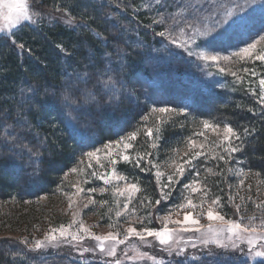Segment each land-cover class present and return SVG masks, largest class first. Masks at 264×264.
<instances>
[{"label": "trees", "instance_id": "16d2710c", "mask_svg": "<svg viewBox=\"0 0 264 264\" xmlns=\"http://www.w3.org/2000/svg\"><path fill=\"white\" fill-rule=\"evenodd\" d=\"M41 2L51 8L60 6L82 26L70 29L41 23L0 38V233L9 227L10 220L19 223L7 232L12 235L5 234L10 238L0 236V264H51L59 260L40 253L30 257L25 254L30 247L27 244L43 240L51 226L65 221L66 197L76 185V173L84 168L79 160L109 143L130 138L132 133L136 134L135 147L141 145L144 149L140 160L159 157L163 163L185 149L199 119L229 125L241 140L236 143L241 149L239 156L234 158L239 157L249 172L250 196L260 199L264 191V111L242 88L230 93L228 88L202 78L201 70L197 72L183 52L166 36L158 35L164 32L158 22L161 18L198 26V16L182 8L183 2L190 7L186 0L169 1L170 10L161 12L159 5L148 9L144 0ZM106 2L107 9L103 5ZM171 13L178 16L171 17ZM85 73L89 76L81 79ZM137 74L143 83L135 81ZM165 74H173L180 92L187 95L182 102L174 104L166 99L159 104L150 99L152 89L161 94L172 86ZM109 81L114 82V89L112 83L105 87L104 82ZM135 83L141 88L139 95ZM113 91L115 98L110 101ZM140 99L144 104L139 103ZM202 102L212 108H207L208 112L193 109ZM98 104L102 107L98 108ZM160 106L176 111H153ZM90 110H94V135L85 143L74 134L68 121L78 119L82 127ZM119 113V127L108 130L100 125ZM158 144L159 149H155L153 146ZM138 163L132 157L128 163H120L117 170L134 179L140 191L137 200L151 201L156 207L162 198L155 171L146 169L148 174L144 175L145 162L140 166ZM220 165L211 161L207 168L211 174L203 177L214 197L226 198L228 191L239 187V178ZM242 185V192L246 191ZM249 213H259L254 203ZM20 242H25L24 246ZM8 249L15 251L9 261L4 255ZM233 259V264H264L248 263L242 256Z\"/></svg>", "mask_w": 264, "mask_h": 264}, {"label": "rangeland", "instance_id": "374dc122", "mask_svg": "<svg viewBox=\"0 0 264 264\" xmlns=\"http://www.w3.org/2000/svg\"><path fill=\"white\" fill-rule=\"evenodd\" d=\"M85 1L89 2V0ZM169 1L179 2L182 0H159V2L157 0H144V6L152 9L154 6L159 5L161 12L162 10H170ZM186 1L190 7L183 2L182 8L185 11L191 10L193 14L198 16L196 22L198 26L180 25L175 21H169L168 18H163L164 23L159 24H161L166 38L188 57L185 59L190 60L197 72L201 70L200 75L202 78H206L213 84L223 86V88H228L230 93H234L235 88H242L243 91L249 92L254 97L258 104L257 108L263 112L264 102L260 100L261 88L259 81L264 79V61L257 60L256 56L260 54L261 50H264V40L259 39L260 36H264V0H256L251 6L246 3V0ZM25 2L29 6L32 21L23 22L12 30L13 33L23 27L30 28L41 23L62 25L70 29L82 26L81 21L75 19L68 11L60 9V6L51 8L46 4L44 5L41 0H25ZM101 2L103 1L99 3ZM107 2L109 3V1ZM107 2L106 4L103 3L106 9L108 7ZM237 4L245 5V11L236 10ZM227 10H234L233 17L226 16ZM170 16L178 15L171 13ZM241 16L244 17L243 22L232 23L233 19L238 20ZM223 20H226L227 23H221ZM10 35L12 34L0 32V38L9 37ZM253 41H259V43H257V47L251 56L233 55V53L240 52L242 48ZM181 44L182 47L179 46ZM189 52L192 55H189ZM201 52L219 57H229V59L204 60L199 56ZM135 76V81L143 83L139 74ZM165 77L172 86L161 94L152 89L153 96L151 95L150 99L159 104L166 99L174 104L182 102V99L187 95L180 92V85L178 82L176 83L175 76L165 74ZM197 84H203V82H197ZM134 85L139 95L141 88H138L136 83ZM164 88L165 84L160 87L161 90ZM139 101V103L144 104L143 100L140 99ZM202 103L203 105L198 103L193 109L208 112L207 108H212L207 107L204 102ZM160 108L167 107L160 106ZM169 112L173 113L175 111ZM178 113L180 116L184 115L183 112ZM85 115L87 116L88 113ZM121 117L119 113L110 119L104 120L100 125L108 130H114L119 127L117 123H120ZM205 121L209 125L218 127L215 130L205 128ZM225 125L227 124L223 122L218 123L199 119L192 132L191 140L189 138L186 140L185 149L176 154V157L170 162L160 163L159 157L140 160V154L142 155L144 149L141 145L135 147L136 140L129 137L118 140L119 143H117L118 141L109 143L107 148L104 146L96 149L93 151L96 152L93 157L85 155L83 159L79 160L80 164L84 166L83 171L76 173L74 179L76 185H72V191L66 197L65 221L56 225V227L51 226L49 228L44 239L38 240L42 242L41 247H36L35 240H29L32 245L31 243L27 244L30 247L25 249V254L30 257H37V253H40L43 256H52L59 259L51 264H116L117 261H119V264H233V256H242L243 261L248 263L250 261L252 263L264 262V257L244 255V252H247L249 248L247 240L249 238L255 239L257 234L241 233L238 237H233L239 246L238 249H233L230 246L220 248L216 243H209L207 246L201 243L202 239H217L216 233L208 231L209 226L213 229L226 227L224 221L208 220L206 213L209 207H212L214 212L223 215L226 221H236L241 224L245 222V225H249V218L254 216L256 219L251 221V225L256 226L258 229L261 226V221L264 220V191L257 201L250 196L252 191L251 188L248 189L247 180L249 172L244 168V163L239 157L234 158L235 155L239 156V153L225 152V148L229 146V143L236 145L241 140H237L235 137H232L230 142L225 140L223 131ZM152 138L153 135L149 136L151 143ZM157 142L159 143L160 140H157ZM125 144L131 146L125 148ZM153 147L159 149V144L158 147L157 145ZM125 155L129 157V160L123 159ZM220 156H223L224 159H219ZM132 157L139 162V166L145 162V170H142L144 175L148 174L146 169H154L155 171L159 195L162 198V203L156 207L152 205L150 199L149 202L147 201L148 203L142 202L141 199L137 200L140 191L134 183V179L119 173L117 170L120 163H128L132 160ZM211 161L220 163L222 168L229 169V173H235V176L239 178V187L235 191H228L227 199L220 196L214 197L212 189L205 180L206 178L203 177L205 174H211V171L207 170ZM181 166L184 168L183 175H180L177 171ZM117 176L125 179L117 180ZM170 176L172 177L171 181L168 179ZM104 178L109 179V183L105 184ZM240 181L245 184L246 191L242 192L243 185ZM133 184L136 186L135 190L130 187ZM185 185H188V187H185ZM102 188L105 190L100 191ZM193 188L199 190L193 192ZM261 188L264 189V184L261 185ZM92 189H96V191H92ZM189 200L196 207L188 205ZM212 200H218V203L212 204ZM252 203H254L255 208H258L259 213L253 215L249 213ZM125 204L128 205L127 209L124 208ZM181 205L184 207H180ZM257 205H261V207H257ZM237 206H239V211H237ZM117 212L121 213L119 217L116 215ZM185 212H191V218L199 220L200 224L185 223ZM256 214H261V216ZM170 220H180L182 223L179 225L168 223ZM23 223L22 220L21 224ZM8 224L9 227L6 230L2 229L0 236L12 235V233L7 232L13 230L12 228H16L19 223L10 220ZM81 224L84 229L88 230L87 232L81 230ZM165 224L169 229L174 230V238L168 245H161L155 236L147 235L146 230L161 231ZM61 226L67 229L64 236H61L59 232ZM129 227L135 228L137 232L144 236V239L141 240L139 236L134 234L128 235L125 239ZM198 227L200 231H195ZM182 228L192 230L185 232L181 231ZM53 229L56 231L53 232ZM89 233L97 236H106L109 233L119 234L117 239L124 242H104L105 249L115 248V256H108L106 252L102 253L100 251V242L93 239V235ZM52 235H55V240L48 239ZM72 235H76L78 238L74 240ZM228 235L227 232L221 231L218 238L221 242L230 245L231 241L226 239ZM23 243L21 246H24ZM86 248L92 250L84 251ZM181 249H183V252L177 255L176 253ZM257 249H259V245H257ZM5 252V258H8V261L13 257L11 253H15L11 249ZM15 261H17L16 258ZM237 264L241 263L238 262Z\"/></svg>", "mask_w": 264, "mask_h": 264}, {"label": "snow or ice", "instance_id": "6c2138e0", "mask_svg": "<svg viewBox=\"0 0 264 264\" xmlns=\"http://www.w3.org/2000/svg\"><path fill=\"white\" fill-rule=\"evenodd\" d=\"M157 2H159V0H157ZM256 2V0H246V3L251 6L252 4H254ZM6 9V11H5ZM236 10L240 11V12H244L245 11V5H241V4H237L236 5ZM233 13L234 10H227L226 11V16L227 17H233ZM244 17L241 16L238 20L237 19H233L232 23H239V22H243ZM25 21H32V15L29 12V6L28 4L25 2V0H0V32H4V33H9V34H14L12 32V30L14 28H16L17 26L21 25L23 22ZM34 22V21H33ZM156 21H154L155 23ZM159 23H164V20L161 19L159 21ZM221 23H227L226 20L221 21ZM158 35L160 36H165V32H160L158 33ZM260 40H264V36H260L259 38ZM15 43V41H13ZM175 43V41H173ZM257 43H259V41H253L252 43L248 44L246 47L242 48L240 50V52L238 53H233V55L236 56H240V57H244V56H251L252 53L254 52V50L257 47ZM179 46H183L182 44ZM21 48H23L24 46L21 44L20 45ZM189 55H192L191 52L188 53ZM201 59L204 60H212V61H217L220 59H224V60H228L229 57H219L217 55H209L206 53L201 52L199 54ZM257 60H261L264 61V50H261L260 54L256 56ZM221 71H223V69H221ZM233 75H235V73H233ZM89 74L85 73L83 75V77H80L81 79L88 77ZM109 83H112L113 89L115 87L114 82H104L105 87L108 86ZM260 84V88H261V95H260V100L262 102H264V79H260L259 81ZM89 96L91 97V99L95 100L94 96H91V94L89 93ZM115 98V92L113 91V95L112 97H110V101L111 99ZM67 99V97H66ZM110 106V105H109ZM97 107H102L101 105H97ZM73 111H79V108H73ZM92 111L94 110H90L88 112V115L86 117V120L83 124V126H78L79 124V120L77 119L76 122L69 120L68 124L69 126L72 128L74 134L82 141V142H89L92 140L93 135H94V129L92 127V124L94 122V117L92 115ZM153 111H159L161 113L164 112H169V111H176L175 109H169V108H159V109H153ZM182 111V110H181ZM204 126L205 128H212L213 130H215L216 127L218 126H213V125H209L207 121L204 122ZM225 135H224V139L229 141L231 140L232 137H235L237 140L240 139V136H238L236 134V132L233 130L232 127L225 125L224 129H223ZM149 136L152 135V131L151 129H149L148 133ZM135 133H132L130 135L131 139H135ZM119 143V141L117 142ZM131 145L129 144H125L124 147L128 148ZM105 147H109V145H105ZM240 147L238 145H231V143H229V146L227 148H225V152L227 153H234V152H238L240 151ZM99 151V150H97ZM87 155L89 157H93L96 155V152H89L87 153ZM124 160H129V157L127 155H125L123 157ZM219 159H224L223 156H220ZM75 171V169L73 170ZM177 171L180 173V175H183L184 172V168L181 166L180 168L177 169ZM211 171V170H209ZM157 175H159V173H157ZM103 178V177H102ZM117 180H124V177L121 176H117L116 177ZM169 181H171L172 177L170 176ZM104 182L105 184L109 183V179L104 178ZM241 184H243V181H240ZM130 187L135 190L136 186L135 184L130 185ZM185 187H188V185H185ZM105 189H100V191H104ZM119 191V189H117ZM127 190V189H125ZM199 189L197 188H193L192 191L196 192ZM92 191H96V189H92ZM156 203H160L159 200L156 201ZM212 204H217L218 200H212L211 202ZM188 205L192 206V207H196L195 205L192 204V201L189 200L188 201ZM128 205L125 204L124 208L127 209ZM180 207H184L183 205H181ZM257 207H261V205H257ZM237 211H239V206H237ZM116 215L119 217L121 215L120 212H117ZM207 218L208 220H219V221H224L226 224L225 228L222 229H213L211 228V226H209L208 231L209 232H213L216 233L217 235V239L215 240H211V239H202L201 243L204 244L205 246H207L209 243H216L218 247L220 248H227V247H232L233 249H238L239 246L237 245L235 239H233V237H238L239 234L241 233H251V234H257L255 239L249 238L247 240V243L249 245L248 251L244 252V255L246 256H253V257H264V220L261 221V226L258 229L256 226L251 225V221L255 220L256 217H250V224L249 225H242L241 223H238L236 221H226L225 217L223 215H221L219 212H214L212 207H209L207 210ZM192 214L191 212H185L184 213V222H190L191 224L194 225H199L200 221L196 220V219H192ZM168 223H173V224H181L182 222L180 220H170L168 221ZM69 227H71V225H69ZM81 230L83 231H88L87 229H84V226L81 224L80 225ZM192 229L189 228H182L181 231H190ZM56 230L53 229V232H55ZM147 231V235L149 236H155L158 240L159 243L161 245H168L170 241L173 240V232L174 230L169 229L167 224L164 225L163 229L161 231H152V230H146ZM195 231H200V228H196ZM224 231L227 232L229 235L226 237L227 240L231 241V244H226L223 243L219 240L218 235L219 232ZM60 235L64 236L67 233V229L64 228L63 226H61V228L59 229ZM90 235H93V239H95L96 241H99V249L102 253L106 252V254L108 256H115L116 252H115V248L114 247H109L108 249H105V243L106 241H116L117 243H123V240H118L117 239V235L119 234H112L109 233L106 236H97L94 234L89 233ZM137 235L139 236V238L141 240L144 239V236L140 233L137 232V230L135 228L129 227L127 229V234L125 236V239L127 238L128 235ZM78 237L76 235H72V239H77ZM48 239L51 240H55L56 237L55 235H52L50 237H48ZM257 245H259V249H257ZM42 246V242L37 241L36 242V247L39 248ZM195 247V245H193ZM92 249H84V251H90ZM242 251V250H241ZM183 252V249H181L179 252H177V255H180ZM211 254V253H209ZM116 264H119V261L116 262Z\"/></svg>", "mask_w": 264, "mask_h": 264}]
</instances>
